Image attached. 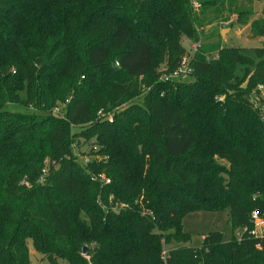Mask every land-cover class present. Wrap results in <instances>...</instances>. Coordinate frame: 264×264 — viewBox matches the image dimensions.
<instances>
[{
	"label": "trees",
	"instance_id": "trees-1",
	"mask_svg": "<svg viewBox=\"0 0 264 264\" xmlns=\"http://www.w3.org/2000/svg\"><path fill=\"white\" fill-rule=\"evenodd\" d=\"M254 2L249 37H263L264 0H0V264H31L28 239L50 264H264V237L233 235L264 215V100L250 101L264 46L254 60L203 44L192 81L156 73L198 26L245 24ZM93 135L80 165L77 136ZM225 209L229 239L187 244L186 214Z\"/></svg>",
	"mask_w": 264,
	"mask_h": 264
},
{
	"label": "rangeland",
	"instance_id": "rangeland-1",
	"mask_svg": "<svg viewBox=\"0 0 264 264\" xmlns=\"http://www.w3.org/2000/svg\"><path fill=\"white\" fill-rule=\"evenodd\" d=\"M261 5H262L261 2L253 3L252 9L254 13L250 16L248 22L245 24H242L240 22H235L236 19L231 18L232 14L230 12H224V15L231 14L227 18L228 20L226 19L227 21H224L221 18H216L214 20L206 22L203 26H198L197 27V30L199 33L198 41L200 45L217 43L219 41L223 45L236 47L240 49L241 52L245 56H249L253 58L254 60H256L252 50L255 47L264 46V36L249 38V23L253 19L260 20L262 18ZM227 36L229 38H227ZM188 40L189 41L188 42L186 41V43H184V46H183L185 49V52H188L191 50L192 40L190 39ZM207 54L209 56L214 55L213 52H210ZM164 69H165V66L161 64L156 68V73L157 72L159 73L163 71ZM237 72L239 76L242 75L241 71H237ZM165 73H167V71H165ZM193 78L194 76L189 75L180 81H192ZM262 91L264 92V87ZM259 93H260V90H259ZM141 96L142 94H136L134 95L133 100L137 101L139 100V98H141ZM63 105L64 104L62 102H58V108L62 112H63ZM11 109L15 111L32 110L31 107L23 108L20 105H14V106L11 105ZM46 112L47 111L43 113H46ZM111 113H112L111 115H113V111ZM85 127L87 126L85 125L79 128L84 129ZM97 148H98V142L95 140L94 135L93 136H77V143L73 149H74V153L76 155L78 163L84 166L85 165L84 159L91 157L92 156L91 153L96 151ZM228 217L229 216H228L227 209L216 211V212L194 211V212H190L186 214V216L183 219V226H184V229L188 231L191 236V239L187 244L190 246H199L202 241L200 234L202 233L206 234L209 231H215V230L221 231L224 239H229L232 235V230L229 225ZM168 245H166L164 249H167V247H169ZM170 245H177V244L175 242H171ZM27 246L29 249V258H30L31 264H50L49 262H47V260H44L41 258V255L34 249L30 239L27 240ZM58 264H67V263L65 261L63 262L59 260Z\"/></svg>",
	"mask_w": 264,
	"mask_h": 264
},
{
	"label": "built area",
	"instance_id": "built-area-1",
	"mask_svg": "<svg viewBox=\"0 0 264 264\" xmlns=\"http://www.w3.org/2000/svg\"><path fill=\"white\" fill-rule=\"evenodd\" d=\"M231 18L236 19V16L234 14H232ZM227 20H224V21H227ZM199 45H200V43L198 40H192L191 50L188 53H185L181 56L179 63L175 69H173L171 71H167V73H165V71H162L161 74L159 75L160 80L180 81V80L186 78L187 76H189L192 72L190 60H191L193 52H195L197 50ZM263 87L264 86L262 84H258L256 86V88L252 91L253 93L250 95V101L254 104L255 107L260 106L261 109H263V105L261 104V100H264V92L262 91ZM259 90H260V93H259ZM54 111L58 112V110L56 108L53 110V112ZM111 112L112 111H108V113H106L104 110H100V111H98V118H108L110 120V119H112V115H111L112 113ZM261 112L263 113V110ZM261 116H262V119L264 120V113L261 114ZM91 159H92V156L89 158H85L84 159L85 164H87V162ZM99 178L102 181L104 180L105 182L110 181V179L106 178L104 174H99ZM249 223L251 225L250 228H248L247 226H243V227L235 230L234 235L237 239H240L244 233H247L249 236H253V237H264V215H262L258 211V209H254L251 211L250 216H249ZM166 251H167V249L162 250V252H161L162 257L165 256Z\"/></svg>",
	"mask_w": 264,
	"mask_h": 264
},
{
	"label": "water",
	"instance_id": "water-1",
	"mask_svg": "<svg viewBox=\"0 0 264 264\" xmlns=\"http://www.w3.org/2000/svg\"><path fill=\"white\" fill-rule=\"evenodd\" d=\"M249 82V76L245 79V81L242 83L241 87L245 89L248 85ZM82 254L86 255L87 254V246L83 245L82 246Z\"/></svg>",
	"mask_w": 264,
	"mask_h": 264
},
{
	"label": "crops",
	"instance_id": "crops-1",
	"mask_svg": "<svg viewBox=\"0 0 264 264\" xmlns=\"http://www.w3.org/2000/svg\"><path fill=\"white\" fill-rule=\"evenodd\" d=\"M227 38H229L228 36H227ZM250 38V37H249ZM227 40V39H226ZM186 41L188 42L189 40L187 39V38H184L182 41H181V43H182V45L184 46V43H186ZM214 56V55H213ZM229 216V215H228ZM184 219V218H183ZM229 221V220H228ZM230 225V224H229ZM184 227V226H183ZM208 233V232H207ZM206 233V234H207ZM234 233H235V231H234ZM233 233V234H234ZM205 233H202V234H200V237H201V240H202V238L206 235Z\"/></svg>",
	"mask_w": 264,
	"mask_h": 264
}]
</instances>
